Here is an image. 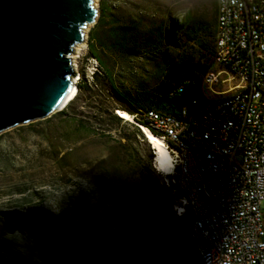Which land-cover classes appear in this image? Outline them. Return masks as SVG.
I'll return each instance as SVG.
<instances>
[{"label":"rangeland","instance_id":"obj_1","mask_svg":"<svg viewBox=\"0 0 264 264\" xmlns=\"http://www.w3.org/2000/svg\"><path fill=\"white\" fill-rule=\"evenodd\" d=\"M99 1L94 0L98 16ZM212 2L107 0L111 15L106 27L119 23L134 28L133 47L96 51L112 70L121 96L151 88L165 60L180 54L195 60L203 52L200 28L212 22ZM97 21L89 25L74 69L92 85V94L79 93L76 110L63 117L56 112L0 134V264H133L140 238L149 230L162 235L171 264H199L187 231L172 217L170 192L152 171L148 156L152 162L154 155L147 141L137 139L123 147L114 131L102 134L86 125L96 107L114 114L129 107L105 83L91 82L95 65L89 61L94 58L88 42ZM203 40L211 49L212 42ZM201 94L210 98L204 90ZM70 198L79 201L71 206ZM35 206L40 216L73 210L77 220L69 217V225L77 226L93 247L80 254L44 250L38 226L30 220Z\"/></svg>","mask_w":264,"mask_h":264},{"label":"built area","instance_id":"obj_2","mask_svg":"<svg viewBox=\"0 0 264 264\" xmlns=\"http://www.w3.org/2000/svg\"><path fill=\"white\" fill-rule=\"evenodd\" d=\"M214 40L202 81L210 98H194L195 111L180 117L144 110L123 121L149 144L199 264H264V0H216ZM89 61L92 79L98 64ZM146 132L162 140L169 172L156 166Z\"/></svg>","mask_w":264,"mask_h":264},{"label":"trees","instance_id":"obj_3","mask_svg":"<svg viewBox=\"0 0 264 264\" xmlns=\"http://www.w3.org/2000/svg\"><path fill=\"white\" fill-rule=\"evenodd\" d=\"M109 6L110 4L107 3V0L99 1V17L96 24L98 27L89 36V56L94 58L98 64V69L91 79L93 85L97 83L108 85L110 91H113L118 97L126 101L129 107L123 109V111L128 114L131 112L139 113L144 110H156L180 117L183 110H187L188 112L195 111L192 100L194 98L202 99L203 76L211 66L214 53L216 0H213L211 6L212 22L202 24L200 28V32L204 34V37L198 43H200V49L203 52L199 53L195 60L187 54H180L172 61L165 60L160 75L151 88H144L135 96L127 97L119 94L112 76V70L102 60L99 53L96 52L97 50L100 52L108 51L110 53L126 51L127 47L131 45L132 37H134V28L132 26L116 23L106 27L111 15ZM102 28H105L104 33L101 31ZM192 33L196 35L197 30H192ZM189 37L192 38L191 35ZM203 39H209L212 42L211 49L206 40ZM131 46L133 47L134 45ZM82 91L92 94V85H88L84 75L77 84L75 99L63 110L57 112L56 115L63 117L68 112H74L78 102V94ZM95 109L96 111L86 118L87 127L102 134L114 131L116 141L123 147H126L133 140L143 139L146 141L143 133L133 123L123 121L116 113L114 114L110 111L102 112L97 107ZM80 115H82L81 112ZM122 141L124 142L122 143ZM148 159L149 163H151V154L148 156ZM17 195L19 196L20 193H17ZM69 200L71 206L75 205L76 201H79L78 198H70ZM22 203L20 200V207L23 206ZM72 211L71 209H63L57 217H53L52 215L40 216L38 214L40 210L37 209V206L33 207L32 212H30V220L38 226L37 233L39 238L37 239L44 245V250L56 249L57 251L63 250L65 253L80 254V252H86L93 247L89 239L84 236L77 226L69 225V217L70 220H77L72 216L74 214ZM177 221L182 225L183 231L186 232L188 227L187 219L183 218ZM165 247V241L159 232L146 231L140 238L139 245L133 254V264H171L170 258L165 254ZM194 256L196 257L195 253ZM196 259L198 261L197 257Z\"/></svg>","mask_w":264,"mask_h":264},{"label":"water","instance_id":"obj_4","mask_svg":"<svg viewBox=\"0 0 264 264\" xmlns=\"http://www.w3.org/2000/svg\"><path fill=\"white\" fill-rule=\"evenodd\" d=\"M98 17L94 0H0V134L61 111Z\"/></svg>","mask_w":264,"mask_h":264},{"label":"bare ground","instance_id":"obj_5","mask_svg":"<svg viewBox=\"0 0 264 264\" xmlns=\"http://www.w3.org/2000/svg\"><path fill=\"white\" fill-rule=\"evenodd\" d=\"M89 26H87V28L84 31V34H86L87 30H88ZM85 40V38H84ZM84 47L83 44L81 45H77L74 49V56H70V59L72 61L73 64V68H76V59H77V55L80 54L81 49ZM76 84L73 81V85H72V90H71V94H70V99L68 100V102L66 103V105L61 108V110H63L71 101H73L75 99V92H76ZM118 114L128 120L130 119V115L128 113H126L125 111L122 110H117ZM147 138L148 140H150V144H152L153 148L155 149V164L158 167L159 170H162L163 172H169L170 168H171V156L169 155L168 151L165 149L164 144L162 142V140H160L159 138L151 135L150 133L146 132Z\"/></svg>","mask_w":264,"mask_h":264}]
</instances>
